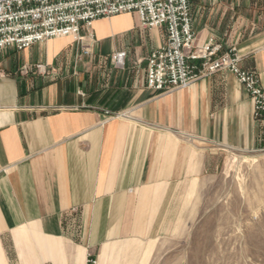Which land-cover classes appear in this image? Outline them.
<instances>
[{
  "label": "crops",
  "instance_id": "obj_1",
  "mask_svg": "<svg viewBox=\"0 0 264 264\" xmlns=\"http://www.w3.org/2000/svg\"><path fill=\"white\" fill-rule=\"evenodd\" d=\"M190 5L194 45L234 48L264 90V0ZM81 35L88 56L66 37L0 49V264H107L113 243L169 232L228 151H264V126L228 71L155 91L146 57L162 30L132 12Z\"/></svg>",
  "mask_w": 264,
  "mask_h": 264
},
{
  "label": "built area",
  "instance_id": "obj_2",
  "mask_svg": "<svg viewBox=\"0 0 264 264\" xmlns=\"http://www.w3.org/2000/svg\"><path fill=\"white\" fill-rule=\"evenodd\" d=\"M191 0H0V49L22 50L34 43L71 38L82 55L91 54L93 22L119 14L136 13L140 28L160 29L165 39L146 57L148 89L187 88L200 78L228 71L242 85L252 107V118L264 126V90L254 73L240 68L234 48L219 54L220 45L209 40L196 47L190 18ZM126 52L110 55L113 67H123ZM41 66H36L40 70ZM122 116V115H121ZM120 115H115L119 118ZM83 264H97L88 255Z\"/></svg>",
  "mask_w": 264,
  "mask_h": 264
},
{
  "label": "rangeland",
  "instance_id": "obj_3",
  "mask_svg": "<svg viewBox=\"0 0 264 264\" xmlns=\"http://www.w3.org/2000/svg\"><path fill=\"white\" fill-rule=\"evenodd\" d=\"M186 196L169 232L113 243L107 264H264V151H228Z\"/></svg>",
  "mask_w": 264,
  "mask_h": 264
},
{
  "label": "bare ground",
  "instance_id": "obj_4",
  "mask_svg": "<svg viewBox=\"0 0 264 264\" xmlns=\"http://www.w3.org/2000/svg\"><path fill=\"white\" fill-rule=\"evenodd\" d=\"M98 264V263H97Z\"/></svg>",
  "mask_w": 264,
  "mask_h": 264
}]
</instances>
